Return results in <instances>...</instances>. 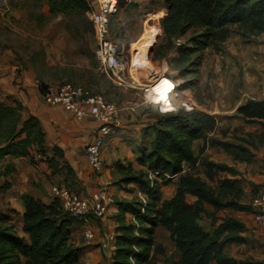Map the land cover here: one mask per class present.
<instances>
[{"label":"trees","instance_id":"16d2710c","mask_svg":"<svg viewBox=\"0 0 264 264\" xmlns=\"http://www.w3.org/2000/svg\"><path fill=\"white\" fill-rule=\"evenodd\" d=\"M165 13L162 15V30L165 38L184 35L188 29L197 32L187 37L190 47L201 56L211 39L224 40L225 28L237 25L239 33L249 35L264 30V0H162ZM51 14L72 16L90 10L88 0H46ZM42 84V83H41ZM40 85V91H42ZM21 104L4 102L0 97V160L7 157H29L33 149L44 157L52 173L64 170L74 176L62 150L48 147L44 131L34 115L21 118ZM193 111V110H192ZM236 111L246 118L264 119V99H247ZM170 114L158 118L155 144L150 150L140 147L137 159L147 170L161 174L182 172L173 194L160 200L159 185L150 179L147 171L133 169L117 163L119 181L135 182L146 198H122L115 200L118 224L115 228V249L111 264H150L155 245V228L162 226L172 237L179 257L172 264H262L248 258H236L224 253L223 247L230 243H243L244 222L233 215L225 217L209 214L211 228L202 226L200 220L207 213L206 205L214 210L230 208L251 211V205L241 200L243 189L237 185L238 170L220 162L207 161L204 174L215 186L209 184L193 171H182L183 162H195L194 150L188 139L198 138L194 132L191 114ZM205 120L212 118L203 114ZM171 127V130L165 127ZM222 146L237 159H250L247 148L240 142L226 141ZM231 148V149H230ZM49 150V151H48ZM30 161L34 162L33 157ZM216 171L229 176L215 177ZM46 205L39 198L24 196L25 209L21 233L14 229L11 216L1 213L0 264H83L78 257L79 249L70 240L69 227L78 219L69 216L60 207L59 201ZM125 213L136 222L125 221ZM153 264V263H152Z\"/></svg>","mask_w":264,"mask_h":264},{"label":"rangeland","instance_id":"374dc122","mask_svg":"<svg viewBox=\"0 0 264 264\" xmlns=\"http://www.w3.org/2000/svg\"><path fill=\"white\" fill-rule=\"evenodd\" d=\"M10 9L17 8L19 14L13 13L9 17V22L0 23V37L7 42L12 51L20 59L29 63L39 80L42 89L46 86H57L62 83H71L80 88H87L92 92H98L105 96L107 100L115 102L123 108L130 104H137V115L144 114L145 125L136 134L134 130L119 132L117 137L125 145L121 148L131 150L138 156L140 147L150 150L155 144V130L159 126L158 118H164L170 114H186L187 112L177 108L172 111L165 110L159 100L144 97L141 90L129 86L117 85L112 78L99 67L95 58V40L88 11L80 12L72 16H62L49 12L46 0H6ZM6 8L5 5L0 7ZM165 8L162 0H149L148 3H141L136 0H121L116 11L110 19V33L113 39L131 53L132 71L140 81L150 79L153 72H166L177 78L181 93L191 94L195 98L196 107L191 114L192 123L195 124L194 132L199 134L200 139H188L190 147L194 150L195 161L192 166L184 169L193 171L194 174L205 180L212 186L215 182L209 180L205 174L204 152L206 149L205 129L210 128L211 119L205 120L203 109L211 108L217 100L216 92L223 88L222 72L220 63L223 57L228 54L226 43L219 37L210 40L203 54L200 56L198 51L190 47L186 40L188 36L197 32V28H190L184 35L170 36L166 39L162 30V15ZM230 31H239L237 25H228L224 32L226 36ZM244 36H247L244 35ZM139 81V82H140ZM42 83V84H41ZM139 86V83H135ZM236 84V82H235ZM39 85V86H40ZM136 91L137 93H134ZM179 92V93H180ZM42 98V97H41ZM171 104L167 102V107ZM136 115V116H137ZM171 130V127H165ZM244 140H247L246 137ZM242 138V139H243ZM209 147L219 142V137L209 135ZM231 149V148H230ZM201 158L203 162H200ZM27 161V159H26ZM143 165V170L147 171L150 179L156 180V184L161 187L159 190L160 200L157 202L158 208L166 198L177 188V181L182 172L170 174L169 172H156L147 170ZM152 174V175H150ZM176 176L172 177L171 176ZM228 176L224 171H216L215 177ZM114 178H119L115 175ZM241 180V179H240ZM119 181L116 180L115 183ZM7 181L0 184V214H8L16 223L15 210L5 204L4 186ZM56 184V183H54ZM176 184V186H174ZM243 194L241 200L251 204L252 197L260 189V184H250L243 177L241 180ZM162 185V186H161ZM238 185V184H237ZM69 188L71 184L67 185ZM102 186V185H100ZM99 186V187H100ZM172 187V188H171ZM74 191L79 189L72 188ZM173 189V190H172ZM133 188L125 189L124 192L134 193ZM140 196L146 198L141 192ZM126 194L125 198H128ZM124 197H115L111 194V201L105 204L102 219L95 217L91 212L85 216L95 228L96 235L103 236L109 230H115L118 224V210L115 200ZM7 201V200H6ZM207 213L198 222L205 228H211V218L209 214L225 217L228 215L238 216L239 219H250L251 211H236L230 208H220L214 210L210 205H206ZM15 219V220H14ZM125 221L131 220L128 214L124 216ZM84 220H76L77 224ZM5 223L4 221H0ZM252 233L260 236L258 228L252 224L249 228ZM82 231V230H81ZM155 245L152 248L151 262L160 261L161 264H172V261L179 257V252L174 246L171 235L162 226L155 228ZM259 245L261 255L256 261L264 262V240ZM252 244H250L251 246ZM245 248L237 249L242 251ZM103 264H110L106 253L99 252ZM150 263V264H152Z\"/></svg>","mask_w":264,"mask_h":264},{"label":"crops","instance_id":"0c3cea01","mask_svg":"<svg viewBox=\"0 0 264 264\" xmlns=\"http://www.w3.org/2000/svg\"><path fill=\"white\" fill-rule=\"evenodd\" d=\"M136 1L148 3L149 0ZM88 2L90 9L96 8L95 0H88ZM2 5H5L6 8L0 10L1 24L9 22L11 14L20 13L17 8L10 9L6 0H0V7ZM224 42L229 51L219 64L220 67L222 66L220 69L223 74L221 81L224 86L216 92L215 105L203 109L204 114L212 118L210 128H206L204 132L206 149L203 157L206 161L225 163L235 167L238 174L228 176L237 178V184L242 189L241 180L243 177L246 181H250V184H260L261 189L264 188V119L246 118L236 109L239 104L247 99H264V30L247 36L238 31H230ZM28 65L29 63L20 59L8 43L0 37L1 99L8 104H14V100L18 101L22 106L20 110L22 119L28 115H34L38 118L44 131L46 145L48 147L56 145L62 150L63 158L70 165L74 176L66 175L64 170L52 173L44 157H40L33 149L29 157H7L0 160V184L7 181L3 187V199L5 204L8 202L9 207L15 210L14 215L17 219L16 223L13 224L14 229L18 233L22 232V216L25 209L24 196L31 195L48 205L54 200L50 192V186L54 183L63 186L71 184L72 188L79 189L76 192L88 197L100 185H106L110 194L115 197L125 198L128 194V198L144 199L143 196H140L141 191L137 183H124L120 182L118 178H114L116 174L119 175L117 163L124 165L129 163L133 169H143L136 153L125 150L124 147L121 148V145H125V143L117 135L119 132L131 129L137 134L140 128L145 125L142 123L144 114L137 115L138 109L131 112L127 106L120 107L116 125L103 142L101 165L94 168L88 162L84 146L94 138L97 132L96 122L89 116L77 118L60 105L45 102L41 98L40 82L36 78L37 75ZM175 79L177 80V78ZM134 88L139 89V86L135 85ZM179 92L180 96L186 95ZM134 93L137 92L134 91ZM209 135L219 137V142L215 143V146L209 147L211 144L208 141ZM243 137H246L247 140H244ZM197 139L203 141L201 137L195 138V140ZM226 141L242 143L247 148L250 159H237L234 153L227 151L222 146V143ZM31 157H33L34 162L30 161ZM198 160L203 162L201 158ZM187 166H190V163L183 162L182 171ZM172 177L176 176L173 175ZM116 180L119 182L115 183ZM130 187L133 188V194L130 191L124 192ZM172 194L173 192L170 196ZM125 214H128L130 218L132 217L129 213ZM250 214H252L250 219H241L244 222L242 234L245 237V242L226 244L223 251L236 258H248L251 261H256V259L263 257L259 245L264 238L247 229L251 224L258 228L253 213ZM98 218L102 219V217ZM12 220L13 218L10 219V221ZM81 230V223H73L69 227L70 240L79 249V260L83 264H103L100 253H98L101 251L109 255L111 264V257L115 249V231L109 230L114 232V237L110 239L105 233L103 236L96 235V240L88 243L82 237ZM100 239L107 240L106 250L98 245ZM250 244L252 245L250 246ZM242 248H245L243 252L237 251V249Z\"/></svg>","mask_w":264,"mask_h":264},{"label":"built area","instance_id":"2783aa9c","mask_svg":"<svg viewBox=\"0 0 264 264\" xmlns=\"http://www.w3.org/2000/svg\"><path fill=\"white\" fill-rule=\"evenodd\" d=\"M121 0H95L96 8L88 11L95 40V58L101 70L106 72L112 80L120 86L134 87L139 83V89L144 97L159 100L161 106L167 110L181 109L192 111L196 107L195 98L191 94H178V81L169 73L153 72V76L140 81L132 71L131 53L116 42L110 33V19ZM140 81V82H139ZM42 99L49 104H58L77 118L89 116L97 124L94 138L85 144L84 152L89 164L97 168L102 161V146L104 139L113 131L116 125L120 107L113 101L107 100L98 92L87 88H80L71 83L57 86H46L41 91ZM167 102L171 104L167 107ZM129 111L135 112L137 104L127 106ZM50 192L59 201L60 207L74 219H83L82 237L88 243L96 240V232L85 216L92 213L101 217L105 204L111 201V194L106 185L98 187L92 194L84 196L67 186L52 184ZM251 208L255 215L259 234L264 238V188L259 189L251 200ZM133 222H136L133 216ZM114 237V232H107V238ZM106 250L107 240L100 239L98 244ZM107 256H109L107 254ZM153 264H161L160 261Z\"/></svg>","mask_w":264,"mask_h":264}]
</instances>
